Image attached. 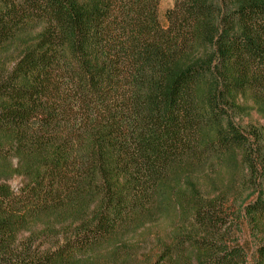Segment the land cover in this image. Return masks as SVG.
<instances>
[{
    "label": "trees",
    "instance_id": "16d2710c",
    "mask_svg": "<svg viewBox=\"0 0 264 264\" xmlns=\"http://www.w3.org/2000/svg\"><path fill=\"white\" fill-rule=\"evenodd\" d=\"M163 19L158 0H0V264H246L202 184L231 166L263 186L243 214L264 264V134L234 121L247 98L264 120V0Z\"/></svg>",
    "mask_w": 264,
    "mask_h": 264
},
{
    "label": "rangeland",
    "instance_id": "374dc122",
    "mask_svg": "<svg viewBox=\"0 0 264 264\" xmlns=\"http://www.w3.org/2000/svg\"><path fill=\"white\" fill-rule=\"evenodd\" d=\"M175 0H158V15L163 23L165 11L170 8ZM241 108L235 115L234 121L243 128L253 126L260 129L264 134V120L261 118L258 108L248 98L243 99ZM264 138V136L262 137ZM207 167L202 175V184L206 190L215 194L223 192L227 198L226 203V232L228 238L233 242L241 244L247 253L246 264H254L255 239L252 236L250 226L243 214V206L256 198L259 190L263 191V186L249 179V174L241 167L231 166L229 168H216L211 171ZM208 175V176H207ZM19 179H13L10 184L13 188L18 187ZM256 183V184H255ZM256 185V186H255ZM257 188V189H256ZM159 218V217H158ZM160 220V218L158 219ZM157 230L165 227L161 222Z\"/></svg>",
    "mask_w": 264,
    "mask_h": 264
}]
</instances>
